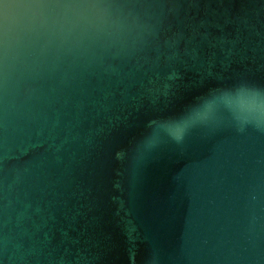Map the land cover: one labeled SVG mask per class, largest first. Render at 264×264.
<instances>
[{
  "label": "water",
  "instance_id": "water-1",
  "mask_svg": "<svg viewBox=\"0 0 264 264\" xmlns=\"http://www.w3.org/2000/svg\"><path fill=\"white\" fill-rule=\"evenodd\" d=\"M257 109L264 0H0V264H264Z\"/></svg>",
  "mask_w": 264,
  "mask_h": 264
},
{
  "label": "clouds",
  "instance_id": "clouds-1",
  "mask_svg": "<svg viewBox=\"0 0 264 264\" xmlns=\"http://www.w3.org/2000/svg\"><path fill=\"white\" fill-rule=\"evenodd\" d=\"M194 126L196 125L189 124L187 122L173 123L169 128V135L167 139L175 143H181L185 139V136L188 134L190 129ZM243 126H251L257 130L264 131V116L260 114L259 109L256 110L255 118Z\"/></svg>",
  "mask_w": 264,
  "mask_h": 264
}]
</instances>
